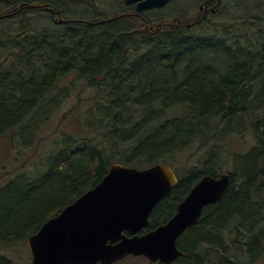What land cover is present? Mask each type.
Here are the masks:
<instances>
[{"label": "trees", "instance_id": "trees-1", "mask_svg": "<svg viewBox=\"0 0 264 264\" xmlns=\"http://www.w3.org/2000/svg\"><path fill=\"white\" fill-rule=\"evenodd\" d=\"M99 1L0 0V141L33 146L64 108L70 74L91 92L64 112L75 131L61 130L40 167L0 186V264H20L6 249L27 243L113 163L174 164L192 148L200 165L179 176L142 232L170 220L204 175L219 176L225 152L234 161L229 185L179 237L184 254L169 264H264V1L229 21L218 17L222 0L160 17L129 4L95 14ZM249 128L250 150L222 153L226 137Z\"/></svg>", "mask_w": 264, "mask_h": 264}, {"label": "water", "instance_id": "water-1", "mask_svg": "<svg viewBox=\"0 0 264 264\" xmlns=\"http://www.w3.org/2000/svg\"><path fill=\"white\" fill-rule=\"evenodd\" d=\"M169 1L126 0L139 11ZM229 182L228 172L204 175L170 220L141 233L156 205L177 185V175L168 163L147 168L113 163L96 186L28 238L31 264H113L129 255L172 263L184 254L179 237L198 223L206 206L221 200Z\"/></svg>", "mask_w": 264, "mask_h": 264}, {"label": "rangeland", "instance_id": "rangeland-1", "mask_svg": "<svg viewBox=\"0 0 264 264\" xmlns=\"http://www.w3.org/2000/svg\"><path fill=\"white\" fill-rule=\"evenodd\" d=\"M199 1L200 0H174L167 6L160 8V10H154L151 15L160 17L157 16L159 13L166 14L169 11L183 9L184 7L190 8L192 4H196ZM254 3L256 4L255 0H222V3L220 5V14H222V16L219 15L218 17L223 19V21L235 19L239 20L240 18H245L253 11L254 8H252V5H254ZM98 4L101 8L97 6L96 12L94 13L96 14L100 11V15L105 14V16H114L121 14V11L123 10L122 7L127 5L125 0H100ZM77 8L81 12L86 8V6L83 4V2H78ZM95 14H93L92 12V15ZM82 19L89 20V17ZM261 21L264 23V18L262 16ZM66 80L68 81H66V83L64 81L62 82V84L66 85V87H70L69 89L64 90L68 95V100L65 101L62 94L60 95L63 98V102L60 106H64V108H61L57 114H54L48 123H44L41 126L38 133L40 139L33 146L14 149V145H12L11 143V135H7L8 137L6 136L5 138L1 139L0 186H2L7 180L12 179L22 171H35L37 164L39 165V161L41 160L39 158L41 156L47 155L48 152L56 148L57 141L55 139L59 136V132L61 130H67L70 132L75 131L76 125L69 121L70 114L65 115L64 112L71 109L73 105L78 102L80 96H89L91 92L90 90H87L88 88L82 81H79L78 83L76 82L77 79H75L74 74H70L66 78ZM57 93L58 92H56V94ZM23 136L25 139H28L30 137V132L24 133ZM226 138L228 143L225 144L224 148H221L222 153L226 148L232 153H245L256 144V138L254 137L251 128L244 130V132L242 133H236L234 136ZM194 150V148L185 150L182 153L177 154L176 157L171 158L173 159L174 164L172 162L170 163L174 166L179 175L186 174L185 172L187 171V169H191L190 167L194 165H200V163H197L198 154H193ZM202 150L203 152H206L207 149ZM223 158L224 161L222 162L220 168L221 173L229 172V170H232L234 168V161L231 156L227 157V154L225 152L223 153ZM40 166L41 164L39 165V167ZM5 252L10 254L11 256L16 257V259H18L17 261L20 264H31L32 255L27 243H23V245H21L18 250L14 247H10L6 249ZM149 262V259H147L146 257L128 256L127 259L118 264H148Z\"/></svg>", "mask_w": 264, "mask_h": 264}, {"label": "bare ground", "instance_id": "bare-ground-1", "mask_svg": "<svg viewBox=\"0 0 264 264\" xmlns=\"http://www.w3.org/2000/svg\"><path fill=\"white\" fill-rule=\"evenodd\" d=\"M172 1H174V0H170L166 5H164V6H162V7H165V6H167L169 3H171ZM162 7H160V8H162ZM129 13V12H128ZM131 13V12H130ZM133 13V12H132ZM138 13V12H137ZM142 13V12H141ZM139 15V14H138ZM138 15H136V16H138ZM141 24V23H140ZM146 25V24H145ZM256 156V155H255ZM256 168V167H255ZM246 169V168H245ZM253 169V168H252ZM251 169V170H252ZM248 173H249V171H248Z\"/></svg>", "mask_w": 264, "mask_h": 264}]
</instances>
